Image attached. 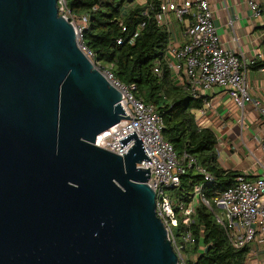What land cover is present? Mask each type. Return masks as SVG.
I'll return each mask as SVG.
<instances>
[{"label":"water","instance_id":"water-1","mask_svg":"<svg viewBox=\"0 0 264 264\" xmlns=\"http://www.w3.org/2000/svg\"><path fill=\"white\" fill-rule=\"evenodd\" d=\"M58 0H0V264H177L135 133Z\"/></svg>","mask_w":264,"mask_h":264},{"label":"built area","instance_id":"built-area-1","mask_svg":"<svg viewBox=\"0 0 264 264\" xmlns=\"http://www.w3.org/2000/svg\"><path fill=\"white\" fill-rule=\"evenodd\" d=\"M246 4L255 17L262 14L264 0H246ZM58 11L75 27L79 46L91 60L92 54L80 44L82 32L86 29L87 16L73 18L66 8L65 0H58ZM168 13L173 14L182 28V40L171 41L165 54L174 84L181 86L193 98L208 97L204 107L196 111L197 125L205 127L208 110L211 108L209 96L213 89L222 88L238 108L241 126L246 118V104H252L260 113L262 139L259 149L264 157V108L251 97L247 87L248 66L256 60L249 65L240 55L221 45L213 23L211 0H161L160 12L156 15L159 25H166L165 17ZM229 25L232 26L230 20ZM167 32L170 33L168 30ZM95 67L119 92V104L129 120L122 119L99 134L94 146L123 157L133 146L134 139L124 148H121L119 141L132 133H135L136 139H140L149 161H142L137 164V168H150L146 184L155 193L156 216L165 227L168 240L177 256V264H187L184 250L194 244V239L190 232H186L181 241H178L175 229L179 224L178 215L190 217L194 207L192 204H174L169 190L179 186V177L185 173L186 168L195 167L206 182H211L212 177L197 166L194 158L185 154L179 158L172 146L164 142L160 116L151 105L145 104L133 94V86L128 87L115 80L110 68ZM261 71L264 73V69ZM154 73L160 74L157 68ZM249 156L261 167L260 176L254 179L243 174L237 176L234 185L214 199V209L205 198L201 197L200 201L213 213L215 222L223 228L229 245L235 250L249 247V255L258 259L261 255L264 258V161L253 152H249ZM200 192L201 187H196L195 193ZM260 262L264 264V260L255 264Z\"/></svg>","mask_w":264,"mask_h":264},{"label":"trees","instance_id":"trees-1","mask_svg":"<svg viewBox=\"0 0 264 264\" xmlns=\"http://www.w3.org/2000/svg\"><path fill=\"white\" fill-rule=\"evenodd\" d=\"M65 5L73 18L87 16L80 44L92 54L94 65L110 68L115 80L133 86V94L160 116L164 142L179 158L184 154L194 158L197 166L212 177L206 182L195 167H185L179 186L169 190L174 204L194 207L190 217L178 215L175 229L178 241L186 232L194 239V244L184 250L186 263L255 264L249 259V247L235 250L229 245L223 228L200 201L205 198L214 209V199L232 187L241 174L224 168L216 149V135L195 121L194 112L204 107L208 97L193 98L174 84L165 57L172 37L156 20L161 0H65ZM249 67L253 71L264 69V58ZM155 68L159 75L154 73ZM196 187H201L199 194Z\"/></svg>","mask_w":264,"mask_h":264},{"label":"crops","instance_id":"crops-1","mask_svg":"<svg viewBox=\"0 0 264 264\" xmlns=\"http://www.w3.org/2000/svg\"><path fill=\"white\" fill-rule=\"evenodd\" d=\"M211 8L214 13L213 23L217 34L220 38L221 45L240 55L241 59L250 65L253 61L264 58V15L255 17L249 10L246 0H211ZM264 11V6L262 7ZM173 14L168 13L165 17V28L172 37V42L182 40V28L175 19L179 27L178 37L174 38L170 31V21ZM229 20L232 26L229 25ZM264 73L253 71L248 66L247 87L251 97L264 108ZM209 100L211 108L208 110L206 119L207 128L211 129L217 137V152L220 163L225 169L236 171L250 179L260 176L261 167L256 164L249 156L253 152L257 157L262 132L259 124L254 126L247 119L244 110L245 120L240 125L239 120H235L233 112L235 106L228 98L226 91L222 88L212 90ZM211 97V98H210ZM235 110L236 107H235ZM256 111L257 116L261 119L260 113ZM237 112V111H236ZM246 135V136H245ZM248 142V143H247ZM252 144L253 149L248 146ZM263 161H264V157ZM249 163V167H244V163Z\"/></svg>","mask_w":264,"mask_h":264},{"label":"rangeland","instance_id":"rangeland-1","mask_svg":"<svg viewBox=\"0 0 264 264\" xmlns=\"http://www.w3.org/2000/svg\"><path fill=\"white\" fill-rule=\"evenodd\" d=\"M78 25V24H77ZM178 25L176 24V22L174 21V18L172 17V21H170V24H169V27H170V31L172 32V36L174 37V38H177L178 37V28L179 27H177ZM264 77V75H260V78L262 79ZM212 97V96H211ZM210 97V98H211ZM212 100H213V98H212ZM211 100V101H212ZM235 107L236 106H233V108H234V111L235 112H233V117H234V119L235 120H239V118H240V116H239V113H238V108L236 107V109L237 110H235ZM255 108H254V106L252 105V104H246V106H245V110H246V112H245V114L248 112V114L246 115V117H247V119L250 121V123L252 124V125H254V126H256V125H258V124H260L261 123V119H259V117L257 116V114H256V111L254 110ZM237 111V112H236ZM194 116H196V117H198V113H196V112H194ZM206 126V125H205ZM246 136V135H245ZM248 143V142H247ZM250 149H253V147H252V144L250 143L249 144V146H248ZM256 155H257V158H259V159H261V160H263V158H262V153H261V151H260V149L258 150V153H256ZM244 167H249V163H247V162H245L244 164ZM249 259L254 263H256L257 261H262L263 260V256L261 255L258 259H255V258H253L252 259V257L249 255Z\"/></svg>","mask_w":264,"mask_h":264}]
</instances>
